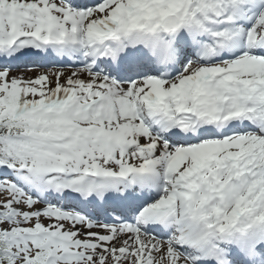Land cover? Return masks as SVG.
<instances>
[{"label": "snow or ice", "instance_id": "obj_1", "mask_svg": "<svg viewBox=\"0 0 264 264\" xmlns=\"http://www.w3.org/2000/svg\"><path fill=\"white\" fill-rule=\"evenodd\" d=\"M0 264H264V0H0Z\"/></svg>", "mask_w": 264, "mask_h": 264}]
</instances>
